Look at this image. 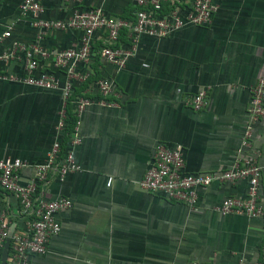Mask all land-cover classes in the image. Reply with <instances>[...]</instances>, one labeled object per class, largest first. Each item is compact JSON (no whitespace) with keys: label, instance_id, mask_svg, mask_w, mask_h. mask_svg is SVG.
<instances>
[{"label":"crops","instance_id":"crops-1","mask_svg":"<svg viewBox=\"0 0 264 264\" xmlns=\"http://www.w3.org/2000/svg\"><path fill=\"white\" fill-rule=\"evenodd\" d=\"M21 0H0V52L13 41H29L35 29L30 16L21 15ZM217 10L206 26L186 25L166 36L141 34L135 53L124 67L94 54L76 69L86 71L74 82L73 94L99 99L95 81L111 82L119 97L116 106L92 104L80 117L81 141L70 147L81 170L68 172L62 181L50 174L37 187L43 199L67 197L71 206L56 212L60 229L47 242L43 254L30 256L29 264H236L243 258H260L264 244V121L251 125L250 146L259 151L260 203L263 214L249 218L220 214L215 207L229 196L240 197L246 182H213L197 188L193 205L171 201L138 186L155 143L180 145L183 170L204 173L227 167L242 148L247 122L249 86L264 76V0H216ZM47 19H65L75 9L99 7L109 16L129 19L132 0H41ZM76 29L47 30L40 42L45 48L78 45ZM92 49L104 43L96 30ZM127 45L126 32L120 34ZM0 70L21 73L19 63L0 61ZM35 72L50 73L59 81L64 71L50 59ZM207 89V105L194 111L183 100ZM61 97L57 89H41L20 82L0 81V158L28 163L18 181L27 183L33 164L42 162L54 139ZM62 142V143H63ZM112 177L106 185L107 177ZM0 211L13 224L23 226L16 198L0 188ZM9 247L0 245V264H8Z\"/></svg>","mask_w":264,"mask_h":264},{"label":"built area","instance_id":"built-area-1","mask_svg":"<svg viewBox=\"0 0 264 264\" xmlns=\"http://www.w3.org/2000/svg\"><path fill=\"white\" fill-rule=\"evenodd\" d=\"M80 2L81 0H73ZM134 9L129 19L106 15L101 8L73 9L65 19L43 18L41 0H21L19 12L30 16V24L35 35L29 41H13L10 48L0 52V61L12 60L20 64L21 73L0 70V81L20 82L41 89H57L61 103L57 112L55 129L65 133L67 107L73 116V123L67 135L70 147L78 144V127L83 109L92 104L116 106L111 97H119L111 82L106 79L95 81L99 99L85 95H74V82H83L88 73L78 71V62L88 63L94 54L116 68L124 67L127 59L136 51L139 35L146 34L155 38L168 35L175 29L186 25L206 26L217 10L216 0H132ZM76 29L80 32L78 45L69 48H45L40 39L47 30ZM105 32L103 45L96 51L92 49V36L96 30ZM124 30L127 45H121L120 34ZM9 36L5 30L0 39ZM50 59L55 68L64 71V79L50 73L35 72L40 62ZM183 103L194 111L207 105V89L200 88L184 98ZM247 122L243 129L240 145L247 149L237 153L227 167L204 173H189L183 170L184 163L180 145L169 147L163 142L154 144L151 159L138 186L148 192L158 193L165 198L193 205L197 198V188L213 182L233 183L239 179L246 182L243 196L223 198L215 207L220 214H238L249 218L260 217L263 207L260 203L261 167L258 162L259 151L250 146L251 125L264 121V76H258L249 86V98L246 105ZM28 163L19 158H0V188L12 194L18 201L19 210L24 217L19 230L12 229V223L3 211H0V245L8 240V264H29L30 256L43 254L47 242L55 235L60 224L56 212L71 206V201L62 195L52 199L37 196V187L53 174L62 181L68 172L79 171L81 166L75 161L71 148H61V141L54 139L46 153V158L33 164V176L25 184L18 181L19 170ZM108 176L106 185L111 183ZM260 258L252 261L240 258L236 264H264V244L259 250ZM190 264H207L193 260Z\"/></svg>","mask_w":264,"mask_h":264},{"label":"trees","instance_id":"trees-1","mask_svg":"<svg viewBox=\"0 0 264 264\" xmlns=\"http://www.w3.org/2000/svg\"><path fill=\"white\" fill-rule=\"evenodd\" d=\"M72 123H73V116H72V113L70 112V106H68L67 107V119H66V122H65V129H64L65 133L63 134L64 137H63L62 142L66 140L67 135H68V133L70 131ZM62 142H61V148L64 149L65 142H63V143Z\"/></svg>","mask_w":264,"mask_h":264},{"label":"water","instance_id":"water-1","mask_svg":"<svg viewBox=\"0 0 264 264\" xmlns=\"http://www.w3.org/2000/svg\"><path fill=\"white\" fill-rule=\"evenodd\" d=\"M8 246V240L4 242V247L6 248Z\"/></svg>","mask_w":264,"mask_h":264}]
</instances>
